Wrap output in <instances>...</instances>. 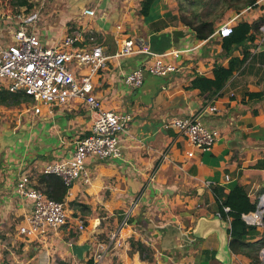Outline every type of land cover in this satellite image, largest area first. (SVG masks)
<instances>
[{"label": "crops", "instance_id": "crops-1", "mask_svg": "<svg viewBox=\"0 0 264 264\" xmlns=\"http://www.w3.org/2000/svg\"><path fill=\"white\" fill-rule=\"evenodd\" d=\"M29 1L31 12L41 13L35 30L49 48L79 34L75 47L92 45L93 35L109 56L129 39L157 54L182 53L164 61L176 65L178 72L149 75L137 90L126 84V76L152 66L154 58L135 54L106 62L94 79V93L105 110L132 116L121 135L120 157H89L86 176L70 191L66 187L61 201L67 204L68 224L39 238L20 234L33 202L17 193L18 177L28 175L36 189L49 190L45 167L72 158L76 143L92 133L95 115L81 100L42 106L39 115L29 99L0 105V264H93L98 247L114 233L123 244L110 249L102 264H223L217 257L218 235L197 239L193 230L201 217L219 214L215 187L226 193L244 187L257 202L264 195V169L256 168L264 160V44L260 30L254 41L227 53L218 30L224 24L233 28L264 20V0L251 9L226 12L208 9L223 5V0H154L148 15L141 13L145 0ZM198 5L205 8L198 11ZM85 10H94L96 16L83 15ZM195 14L216 23L206 40L183 23ZM232 58L245 62L214 98L193 88L197 77L213 79L215 67H228ZM77 72L82 76L87 71ZM213 103L217 111L202 116L205 126L219 134L211 150L198 149L165 128L168 120L198 115ZM77 218L86 223L84 232L77 230ZM258 229L261 236L251 242L264 238V225ZM131 241L146 247V258L133 252ZM76 245L90 246L84 260L74 255ZM259 258L264 264V248ZM229 264L256 263L231 252Z\"/></svg>", "mask_w": 264, "mask_h": 264}, {"label": "built area", "instance_id": "built-area-1", "mask_svg": "<svg viewBox=\"0 0 264 264\" xmlns=\"http://www.w3.org/2000/svg\"><path fill=\"white\" fill-rule=\"evenodd\" d=\"M83 15L95 17L96 12L85 10ZM40 21L39 11L27 12L26 9L5 17L4 24L13 28L10 30L11 39L0 44V89L12 94L22 93L29 98L32 102L31 110L35 115L41 113L42 106H66L75 100L84 101L94 113L92 133L76 143L72 158L49 163L44 169L45 175L61 178L70 191L76 181L86 176V161L89 157L95 156L103 160L120 157L121 135L128 131L132 122L131 115L105 110L94 93V79L106 67V62L114 57H129L135 54L154 58L152 66L147 64L126 76V84L137 90L143 86L145 78L149 75L166 77L178 72L176 65L164 61L170 55L179 57L182 51L157 54L149 46L139 45L137 41L129 39L124 42L120 52L109 56L101 45L95 44L93 35L89 39L92 45L81 49L75 47L81 39L79 34L66 37L59 47L49 48L44 45L35 30ZM232 29L230 24H224L219 28L218 34L223 38L228 37ZM260 30L261 44H264V25ZM83 69L87 72L80 76L77 71L81 72ZM216 111L217 107L213 103L198 115L168 120L165 128L173 129L186 137L194 147L209 151L217 142L219 134L205 126L202 116L204 113ZM189 157H193V153H189ZM226 180L229 181L230 177L226 176ZM16 191L21 197L33 202V211L26 224L20 228L21 235L39 238L68 224L67 204L55 201L36 189L28 175L21 174L18 177ZM225 211L229 212L230 209L225 208ZM263 213L264 195L257 202V210L244 214L243 219L247 224L261 228ZM76 220L77 230L84 232L86 223L79 218ZM122 244L119 234L114 233L106 244L98 247L93 264H102L110 249L121 247Z\"/></svg>", "mask_w": 264, "mask_h": 264}, {"label": "trees", "instance_id": "trees-1", "mask_svg": "<svg viewBox=\"0 0 264 264\" xmlns=\"http://www.w3.org/2000/svg\"><path fill=\"white\" fill-rule=\"evenodd\" d=\"M7 1L9 5L15 10L25 8L27 12H30L33 9V6L29 0ZM153 1L154 0L144 1L141 11L143 15H148ZM223 2V5L208 6V9L222 10L223 12H226L230 9L242 11L246 8L255 6L257 0H223ZM196 8H198V11H200L205 8V5L202 7L198 5ZM16 13L18 12L16 11ZM196 16L197 14H195L194 18L191 20H185L183 23L196 32L199 40H206L215 33L216 23L214 21L201 20ZM263 25L264 20H260L253 24L241 22L233 27L231 35L224 38L223 48L225 52L230 53L234 47L244 45L248 41H254L256 34H259L260 28ZM247 56L248 54L246 53L245 57ZM244 62L245 59L240 60L232 58L228 67H224L222 65L215 67L213 79L199 76L193 82L192 86L193 88H199L202 94H207L209 98H214L225 87L235 72L242 67ZM257 97H259L258 94ZM28 99L29 98L24 96L22 93L12 94L8 91L0 89V105L16 106L20 105L24 101H28ZM256 168L264 169V160L260 161ZM46 176H48L47 184L49 186V190H45V194L49 198L61 202L63 196L66 193V186L64 185L62 179L55 175ZM213 192L218 202V210L221 219L230 222V228L228 232L231 252L236 255H244L253 260V262L256 264H261L259 256L261 250L264 248V238L256 242H251L252 240H256L259 236H261V232L257 226L249 225L243 219L244 214H249L257 210V201H252L246 189L240 186H236L229 193H226L222 187H215ZM225 208H229L230 211L226 212ZM130 246L133 252H137L142 259L147 257L148 250L142 243L131 241ZM89 264H92V262Z\"/></svg>", "mask_w": 264, "mask_h": 264}, {"label": "water", "instance_id": "water-1", "mask_svg": "<svg viewBox=\"0 0 264 264\" xmlns=\"http://www.w3.org/2000/svg\"><path fill=\"white\" fill-rule=\"evenodd\" d=\"M264 220V213L262 214ZM230 224L228 221L221 219L219 215L215 218L210 219L209 217H201L194 230L193 234L194 237L197 239H205L212 234H217L220 247L217 253V257L223 264H229L230 257H231V250H230V238H229V230ZM90 250L89 245H76L73 247L74 255L79 260H84L85 254ZM263 255V253H262Z\"/></svg>", "mask_w": 264, "mask_h": 264}, {"label": "rangeland", "instance_id": "rangeland-1", "mask_svg": "<svg viewBox=\"0 0 264 264\" xmlns=\"http://www.w3.org/2000/svg\"><path fill=\"white\" fill-rule=\"evenodd\" d=\"M25 9V8H23ZM23 9H14L12 8L7 0H0V44L7 42L9 39H11V33L10 30H12L13 27H7L5 23V17L7 16H13L14 14H17V12L22 11ZM19 10V11H18ZM147 79V78H146ZM145 79V80H146Z\"/></svg>", "mask_w": 264, "mask_h": 264}]
</instances>
